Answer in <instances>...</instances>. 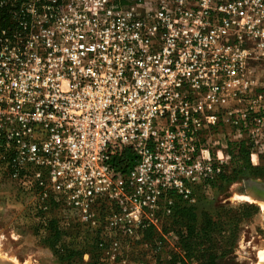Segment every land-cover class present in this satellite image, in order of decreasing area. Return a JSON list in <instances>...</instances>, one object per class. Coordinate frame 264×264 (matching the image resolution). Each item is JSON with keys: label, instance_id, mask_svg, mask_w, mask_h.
<instances>
[{"label": "built area", "instance_id": "obj_1", "mask_svg": "<svg viewBox=\"0 0 264 264\" xmlns=\"http://www.w3.org/2000/svg\"><path fill=\"white\" fill-rule=\"evenodd\" d=\"M220 128L260 159L264 0H0V181L33 216L52 199L116 251L223 173Z\"/></svg>", "mask_w": 264, "mask_h": 264}, {"label": "rangeland", "instance_id": "obj_2", "mask_svg": "<svg viewBox=\"0 0 264 264\" xmlns=\"http://www.w3.org/2000/svg\"><path fill=\"white\" fill-rule=\"evenodd\" d=\"M214 141H219L213 145V151L220 148L224 151L229 164L225 165V170L232 167V157L235 150L231 147L230 135L224 128L217 130ZM259 167L260 175L257 177H244L230 184L212 183L208 187H200L195 190L196 209L199 217L205 215H215L219 206L238 207L242 204H254L258 207V213L251 219L244 221L240 225L239 235L234 249L227 255L220 257L219 264H264V259L260 258V253L264 251V200L246 199L243 195H248L241 191L246 187L247 178L264 180V155L253 164ZM250 192V190L248 191ZM243 194V195H242ZM33 198L26 192L17 189L14 183L8 179L0 181V263L4 264H170L173 255L171 252L177 251L178 245L174 242V235L165 233L166 224L160 223L156 229L159 236H163L160 243L159 253L153 255L148 252L146 245H141V238H129L124 235L118 236L120 248L113 251L114 240L103 236L105 240L102 244L105 249L104 256L85 253L72 259L62 257L51 247L48 241L39 236L37 223L33 216ZM185 201L182 199V202ZM192 204V203H191ZM55 214L59 216V207L55 209ZM60 226L68 231L79 233V241L86 244L85 250H94V234L87 224L75 222H61ZM73 225H76L74 228ZM107 228L104 223L101 229ZM70 228H72L70 230ZM88 232V233H87ZM86 237L88 239H86ZM223 239V240H222ZM224 237L219 236L216 240L217 251L220 253L224 247ZM107 241V242H106ZM110 251V253L108 252ZM97 261V262H96Z\"/></svg>", "mask_w": 264, "mask_h": 264}, {"label": "trees", "instance_id": "obj_3", "mask_svg": "<svg viewBox=\"0 0 264 264\" xmlns=\"http://www.w3.org/2000/svg\"><path fill=\"white\" fill-rule=\"evenodd\" d=\"M231 147L235 150L232 157V167L225 170L214 181L216 183L230 184L244 177H257L260 175L259 167H253L250 163L252 144L248 139L230 141ZM264 155V153L262 154ZM137 161V157L131 149L124 148L115 158V164L123 173L129 171ZM229 164V163H228ZM175 205L170 215L164 216L163 224L166 234L173 233L174 242L178 250L171 252L173 255L170 264H219L220 257L227 255L234 249L237 242L239 229L242 222L253 218L258 213V207L254 204H242L238 207L219 206L215 215H205L202 218L196 209V204L174 196ZM59 206L52 199L48 202L46 210L35 209L34 216H40L42 220L36 222L39 236L48 241L58 254L67 259L81 256L85 253L104 256L106 247L102 244L105 240L101 227L90 229L94 234V250L86 251V244L79 241V233L68 231L67 227L60 226L61 219L55 214ZM78 225V222H75ZM76 225H73L74 228ZM101 226V225H100ZM70 228V230L72 229ZM88 233V232H87ZM141 245L148 247V252L157 255L163 236H159L155 228L150 227L140 231ZM219 236L224 237L225 247L219 253L216 240ZM86 239H88L86 237ZM223 240V239H222ZM107 242V241H106ZM97 262V261H96ZM92 264V262L90 263ZM94 264H99L94 263Z\"/></svg>", "mask_w": 264, "mask_h": 264}, {"label": "water", "instance_id": "obj_4", "mask_svg": "<svg viewBox=\"0 0 264 264\" xmlns=\"http://www.w3.org/2000/svg\"><path fill=\"white\" fill-rule=\"evenodd\" d=\"M246 187L241 191L244 193H253L257 199L264 200V180L256 178H247L245 180ZM250 190V192H248Z\"/></svg>", "mask_w": 264, "mask_h": 264}, {"label": "bare ground", "instance_id": "obj_5", "mask_svg": "<svg viewBox=\"0 0 264 264\" xmlns=\"http://www.w3.org/2000/svg\"><path fill=\"white\" fill-rule=\"evenodd\" d=\"M248 195H243L242 197L246 198V199H250V198H254V199H257V197L253 194V193H247ZM264 204V203H263ZM260 258L261 259H264V251H262L260 253Z\"/></svg>", "mask_w": 264, "mask_h": 264}, {"label": "flooded vegetation", "instance_id": "obj_6", "mask_svg": "<svg viewBox=\"0 0 264 264\" xmlns=\"http://www.w3.org/2000/svg\"><path fill=\"white\" fill-rule=\"evenodd\" d=\"M0 264H4V263H0Z\"/></svg>", "mask_w": 264, "mask_h": 264}]
</instances>
